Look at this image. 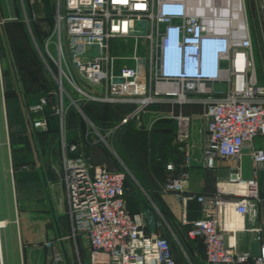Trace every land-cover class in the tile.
Wrapping results in <instances>:
<instances>
[{
    "label": "built area",
    "instance_id": "obj_1",
    "mask_svg": "<svg viewBox=\"0 0 264 264\" xmlns=\"http://www.w3.org/2000/svg\"><path fill=\"white\" fill-rule=\"evenodd\" d=\"M258 9L264 27V0ZM52 20L43 41V63L48 70L50 64L55 67L60 97L66 82L87 101L130 103L133 108L121 124L155 103L203 105L204 165L214 168L217 158L232 160L228 185H241V191L218 187L214 194L191 195L184 187L186 173L166 180L161 190L176 194L183 207L190 200L200 205L196 219L187 220L183 212L179 223L189 241H201L206 264H264V237L254 224L264 149L252 146L256 136H264V83L257 78L240 0H55ZM126 41H131L130 54L116 55L114 43L125 46ZM71 70L89 86H100L102 95L83 92ZM216 82L227 84L226 90H215ZM46 104L42 98L30 109ZM53 111L62 118V102ZM176 121V138L184 143L190 119L177 116ZM34 127L45 129V120ZM246 148L248 180L242 179L239 165ZM62 166L71 236H87L89 264H176L169 240L146 232L147 212L128 210L123 170L88 163L79 143L63 144ZM227 208L241 217V229L226 228ZM237 233H248L259 243L258 256L237 248ZM45 245L52 250L50 264L63 261L54 242Z\"/></svg>",
    "mask_w": 264,
    "mask_h": 264
},
{
    "label": "crops",
    "instance_id": "obj_2",
    "mask_svg": "<svg viewBox=\"0 0 264 264\" xmlns=\"http://www.w3.org/2000/svg\"><path fill=\"white\" fill-rule=\"evenodd\" d=\"M258 1L240 0L251 37L256 25L258 30L264 31ZM52 27L53 20L44 38ZM10 63L13 64L12 61ZM50 65L55 73V67ZM71 72L83 92L102 95L100 86H89L76 71ZM56 87V90L44 94L29 106L28 112L31 115L38 113L45 120V129L35 130L30 126L31 123L27 122L30 140L18 139L9 149L12 171L8 187L9 201L6 209L0 212L5 223L0 232L3 264H50L48 257L52 250L45 245L49 241L54 242L56 250L61 251L63 255V261L52 264H89L87 236L84 233L71 236V222L67 215L66 189L62 181V146L69 143L80 144V151L88 163L105 165L111 170H121L111 168L113 166L109 152L114 153L124 167L142 181L143 189L149 193L160 217H168L178 225L174 231L167 234L163 230L160 231V221H156L159 225L146 232H158L169 240L176 264L178 251L172 247L173 240L180 251H186L184 255L187 260H193L195 263L201 260L206 264L201 241H189L185 236L184 227L179 223L183 212L187 220L196 219L200 213V205L190 200L183 207L176 194L164 193L161 190L166 180L178 178L182 173L187 174L184 187L191 195L214 194L218 187L228 184L229 167L234 164L232 160L217 158L214 168L204 165L203 105H179L170 101L155 103L144 109L136 118L121 124V119L132 110V104L87 101L81 93L65 82L64 90L78 102L77 107L70 104L66 93L60 97L58 85ZM213 88L225 91L227 84L216 82ZM42 98L47 99V104L41 110L31 111L30 108L38 105ZM60 102L64 106L62 118L53 111ZM177 116H187L190 119L189 137L184 143H180L176 138ZM88 122L93 123L102 133L90 129ZM252 146L264 149V136H256ZM147 147L158 149V152L162 153L161 159L143 158L147 154ZM167 165H170L171 169H167ZM239 165L242 179H250L249 148L243 151ZM256 180L260 201L254 224L261 227L264 237V169L258 172ZM137 206L135 201H132L128 203V210L133 213L141 212L135 208ZM251 241H254L253 237L248 233L236 234L238 249L248 250Z\"/></svg>",
    "mask_w": 264,
    "mask_h": 264
},
{
    "label": "rangeland",
    "instance_id": "obj_3",
    "mask_svg": "<svg viewBox=\"0 0 264 264\" xmlns=\"http://www.w3.org/2000/svg\"><path fill=\"white\" fill-rule=\"evenodd\" d=\"M53 7L54 0H0V212L6 209L9 201L8 187L12 174L9 149L18 139L30 140L27 122L31 123L30 126L35 130L42 129L34 127V123L42 118L38 113L31 115L28 112L29 106L44 94L57 88V83L53 80L54 70L52 68L48 70L43 63V58L45 59L43 38L50 28ZM256 28L252 35L253 53L258 81L264 82V31ZM126 43L122 46L121 42H115L113 52L119 56L129 55L131 41ZM75 103L78 107V102ZM92 124H89L90 129L101 134L102 132ZM146 152L143 158L161 159L162 157L158 149L147 147ZM109 154L112 158L111 168L121 169L126 173L127 208L128 203L135 201L138 205L136 209L147 212L146 230L157 227L155 222L160 221L158 222L160 231L163 230L167 234L174 231L178 225L171 222L168 217L162 215L163 218L160 217L158 209L150 200L149 193L143 189L142 181L124 167L114 153L109 152ZM35 159L34 157V161ZM0 221H2L1 232L5 224L1 214ZM172 247L176 252L178 251V264H204L201 260L197 263L187 260L184 255L186 251H180L175 240L172 241Z\"/></svg>",
    "mask_w": 264,
    "mask_h": 264
},
{
    "label": "bare ground",
    "instance_id": "obj_4",
    "mask_svg": "<svg viewBox=\"0 0 264 264\" xmlns=\"http://www.w3.org/2000/svg\"><path fill=\"white\" fill-rule=\"evenodd\" d=\"M223 187L225 190L231 189L235 192L241 191L240 190L241 185L230 186L228 184H225ZM231 212H232V214H231ZM224 221H225V226L227 229H229V228L234 229V230L235 229H241L243 226V222H242L241 217L235 215L230 208H227L225 211ZM1 227H2V221H0V228ZM0 264H3L2 252H1V241H0Z\"/></svg>",
    "mask_w": 264,
    "mask_h": 264
},
{
    "label": "water",
    "instance_id": "obj_5",
    "mask_svg": "<svg viewBox=\"0 0 264 264\" xmlns=\"http://www.w3.org/2000/svg\"><path fill=\"white\" fill-rule=\"evenodd\" d=\"M249 253L252 257H256L259 254V243L251 241L248 246Z\"/></svg>",
    "mask_w": 264,
    "mask_h": 264
},
{
    "label": "trees",
    "instance_id": "obj_6",
    "mask_svg": "<svg viewBox=\"0 0 264 264\" xmlns=\"http://www.w3.org/2000/svg\"><path fill=\"white\" fill-rule=\"evenodd\" d=\"M50 22L52 23V17H50Z\"/></svg>",
    "mask_w": 264,
    "mask_h": 264
}]
</instances>
